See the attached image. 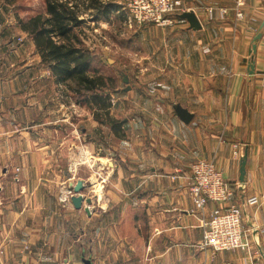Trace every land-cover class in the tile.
<instances>
[{
    "label": "crops",
    "instance_id": "crops-1",
    "mask_svg": "<svg viewBox=\"0 0 264 264\" xmlns=\"http://www.w3.org/2000/svg\"><path fill=\"white\" fill-rule=\"evenodd\" d=\"M175 3L193 12L192 20L178 13L173 26L145 25L124 42L135 51L134 69L125 70V88L110 95L117 134L84 106L90 128L83 148L99 163L101 183L112 175L115 187L106 197L112 205L86 212L56 203V177L74 178L80 150L70 140L56 144L57 130L74 133L72 111L60 110L75 107V96H55L63 85L0 0V264H253L245 251L200 248L202 219L214 207L196 211L188 191L191 165L200 159H214L238 187V202L259 199L245 206L244 224L264 253V28L251 55L264 0H244L238 22L235 0ZM219 8L228 14L222 18ZM46 119L72 127H48ZM235 144L248 152L244 184Z\"/></svg>",
    "mask_w": 264,
    "mask_h": 264
},
{
    "label": "trees",
    "instance_id": "trees-1",
    "mask_svg": "<svg viewBox=\"0 0 264 264\" xmlns=\"http://www.w3.org/2000/svg\"><path fill=\"white\" fill-rule=\"evenodd\" d=\"M45 9V13L27 20L18 17L20 29L33 40L42 64L52 71L56 83L77 96L92 110L96 121L110 125L117 134L119 125L111 116L110 96L118 90L116 80L101 68L92 69L100 58L86 46L80 29L86 24L82 19L85 14L92 22H110L118 4L111 0H46ZM117 18L122 20L120 15Z\"/></svg>",
    "mask_w": 264,
    "mask_h": 264
},
{
    "label": "built area",
    "instance_id": "built-area-1",
    "mask_svg": "<svg viewBox=\"0 0 264 264\" xmlns=\"http://www.w3.org/2000/svg\"><path fill=\"white\" fill-rule=\"evenodd\" d=\"M118 6L116 13L122 14L123 25L129 29L149 24L159 28L171 27L176 23V14L190 12L177 8L175 0H128ZM243 6L244 0H235L232 11L235 13L236 22L244 19ZM215 11V8L208 9L210 19H213ZM218 11L223 18L229 9L219 8ZM250 30L253 34L258 32L254 26ZM243 149L239 144L234 145L235 159L243 157ZM190 174L188 191L196 211L204 213L209 203L214 206L208 218L202 219L203 238L200 248L211 250L214 254L245 251L255 261L253 264H263L264 253L261 245L252 238L251 231L244 224L245 206H256L259 199L252 197L244 204L238 202V187H234L226 179L224 171L218 168L214 159L196 161L191 165ZM1 254L0 249V256Z\"/></svg>",
    "mask_w": 264,
    "mask_h": 264
},
{
    "label": "rangeland",
    "instance_id": "rangeland-1",
    "mask_svg": "<svg viewBox=\"0 0 264 264\" xmlns=\"http://www.w3.org/2000/svg\"><path fill=\"white\" fill-rule=\"evenodd\" d=\"M45 1L46 0H13V4L9 7L12 9L13 18L16 21L18 17L27 20L36 15L45 13ZM116 1L121 2L118 3L119 5H121L122 3H126L128 0H111V2L115 3ZM2 3L6 4L7 6L9 5L8 0H2ZM117 16H119V14L115 11L111 16V21L109 22L110 24L105 22L102 23L101 21H99L98 23H93L92 21L87 20L86 24L80 29V31H82L83 35H85L84 40L86 46L88 48H92L94 52L99 56V58L100 54H102L103 56V60L100 61V63L95 64V66L97 68H101L105 74L114 77L116 80L117 88H120L122 90L126 86V84L124 83V77L125 75H127V72H125V70L134 69V58L132 57V54L135 53V51H130V49H128L126 45H124V42H126V40L130 38H133L135 33L138 32L140 28L134 27L132 29H129L124 27L123 22L120 21ZM120 17L121 19H123L122 14H120ZM96 30L97 32H95ZM104 32L106 35L104 34ZM101 36H103L105 39H102L103 37ZM101 59L102 58H100V60ZM53 90L55 96L56 93H59V100H61L62 102H66V96L63 93H60L62 92V90H67L65 86H60L58 88L55 87ZM67 92L73 94L69 90H67ZM73 96L75 95L73 94ZM72 100L75 103V107L73 106L68 110L66 109V106H64L62 107L63 109L60 110V113L63 114L64 111H67L70 114V111H72L70 122L74 125L72 128L74 133H70L65 129H63L59 133V130H57L58 135L56 133V144L60 142L61 144H68L70 140L73 141V144L79 145L80 150L77 151L76 160L73 163V165H75L76 167L72 170L75 174H73L71 178H74L71 181L68 180L70 178L68 172H65V174L60 173V177H56V203L58 206H60V208H74L72 197L81 195L83 197L82 210H85L87 208L91 211H94L98 210L103 204H107V206L113 204L112 201L106 199V197L108 191L115 192V187L112 184V175H110V177L106 179L105 182L101 183L102 179L106 177H99V163L92 162L83 148L85 145H89L88 137L83 130L86 128H90V121L87 120V114L89 112L85 109V107L88 109L90 108L87 105L80 104V99L77 96H75V98H73ZM62 119H67V116H64V118ZM66 122L67 121L61 120L60 122L58 120L52 121V119H46L43 124H49L48 127H52L51 124H54L53 126H55V128L58 124H64V126L69 125L70 127H72L69 123ZM97 123L100 125L99 121H97ZM58 139H60L61 141L59 142ZM97 139L98 138H96V140ZM98 145L102 146V152L100 153H103L105 147L108 146H105L104 142L102 144L98 143ZM65 146L67 148V145ZM64 179H66L67 182H64ZM78 184H81L83 186V190L79 194H76L74 190Z\"/></svg>",
    "mask_w": 264,
    "mask_h": 264
},
{
    "label": "water",
    "instance_id": "water-1",
    "mask_svg": "<svg viewBox=\"0 0 264 264\" xmlns=\"http://www.w3.org/2000/svg\"><path fill=\"white\" fill-rule=\"evenodd\" d=\"M193 12H187L185 14H183L182 17L184 18H187L188 20H192V16H193ZM193 25H196V26H200L199 25V22L196 24H194L192 22ZM195 26V27H196ZM264 28V23L262 24L261 26V29H260V32H258V34H256V36L254 37L253 39V44H252V48H251V55L254 57V55L256 54V51H257V43L260 41V39L262 38V32L261 30ZM250 69L251 71L254 72V58H252L251 60V64H250ZM251 72V73H253ZM247 159H248V152L245 151L244 152V155L243 157L241 158V161H240V178H239V182L241 184H244L245 181H246V165H247ZM83 190V186L81 184H78L76 187H75V193L76 194H79L81 191ZM72 203H73V206L75 209L77 210H80L82 209V206H83V197L81 195L79 196H73L72 197ZM86 212H89V209H85Z\"/></svg>",
    "mask_w": 264,
    "mask_h": 264
}]
</instances>
